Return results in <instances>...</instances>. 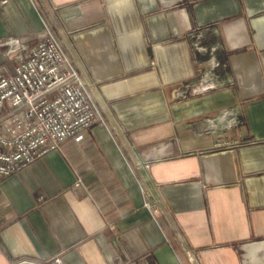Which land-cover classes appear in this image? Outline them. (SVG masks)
Masks as SVG:
<instances>
[{
	"label": "crops",
	"instance_id": "crops-1",
	"mask_svg": "<svg viewBox=\"0 0 264 264\" xmlns=\"http://www.w3.org/2000/svg\"><path fill=\"white\" fill-rule=\"evenodd\" d=\"M7 1L0 43L39 37L32 0ZM51 2L76 31L107 125L0 179V264H190L155 185L196 181V154L216 143L235 150L251 238L196 254L202 264H264V0ZM211 27L230 84L198 81L186 36ZM23 54L0 45V68ZM238 110L244 123L231 124L225 111Z\"/></svg>",
	"mask_w": 264,
	"mask_h": 264
},
{
	"label": "built area",
	"instance_id": "built-area-1",
	"mask_svg": "<svg viewBox=\"0 0 264 264\" xmlns=\"http://www.w3.org/2000/svg\"><path fill=\"white\" fill-rule=\"evenodd\" d=\"M7 2L0 0V5ZM32 2L44 16L41 35L27 43L13 37L0 43L8 55L18 50L24 52L16 57L17 64L11 70L0 68V179L20 173L49 152L60 150L67 141H82L92 126L107 125L97 100L99 86L73 41L76 31L67 26L59 14L60 6H55L51 0ZM193 57L196 59V54L193 53ZM213 61H209V71L198 76L199 83L215 81L217 86L232 83L227 76V63H223L220 71ZM200 68L198 63V73H202ZM225 112L230 114L231 124L244 123L239 110ZM215 148L230 147L227 143H216ZM146 179L149 181L141 175V188L146 193L144 206L151 211L156 200L150 198L143 184ZM74 186L77 191L79 184ZM157 197L165 207L158 192ZM185 253L190 264H202L193 248ZM48 263L62 264L60 258Z\"/></svg>",
	"mask_w": 264,
	"mask_h": 264
},
{
	"label": "water",
	"instance_id": "water-1",
	"mask_svg": "<svg viewBox=\"0 0 264 264\" xmlns=\"http://www.w3.org/2000/svg\"><path fill=\"white\" fill-rule=\"evenodd\" d=\"M196 181L155 185L165 209L195 250L251 238L237 156L232 148L198 153ZM14 264H35L22 260Z\"/></svg>",
	"mask_w": 264,
	"mask_h": 264
},
{
	"label": "rangeland",
	"instance_id": "rangeland-1",
	"mask_svg": "<svg viewBox=\"0 0 264 264\" xmlns=\"http://www.w3.org/2000/svg\"><path fill=\"white\" fill-rule=\"evenodd\" d=\"M58 7V6H57ZM194 29V28H193ZM189 32L186 36V40L189 41L190 46V54L193 55L196 54V59L193 57L194 63H195V71L196 74L204 75L209 71L210 67V60H214L213 62H216L218 64V69L220 71L222 70V65L226 61L224 48L222 45V41H220L214 34L215 28H207L206 30H195V31ZM200 49H205L204 52H198ZM208 63L207 67H201V72L198 73L197 64L198 63ZM229 68H227V71ZM222 74L224 72L222 71ZM137 173V172H136ZM139 178H141V175H139ZM147 180V179H146ZM149 183V182H148Z\"/></svg>",
	"mask_w": 264,
	"mask_h": 264
}]
</instances>
